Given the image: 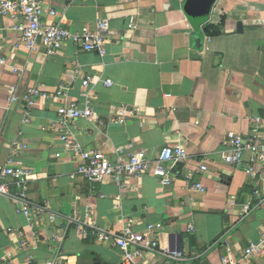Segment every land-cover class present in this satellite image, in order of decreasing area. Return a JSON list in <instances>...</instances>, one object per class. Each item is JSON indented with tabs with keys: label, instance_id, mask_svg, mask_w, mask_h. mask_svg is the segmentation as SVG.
Listing matches in <instances>:
<instances>
[{
	"label": "crops",
	"instance_id": "0c3cea01",
	"mask_svg": "<svg viewBox=\"0 0 264 264\" xmlns=\"http://www.w3.org/2000/svg\"><path fill=\"white\" fill-rule=\"evenodd\" d=\"M189 1L45 0L73 32L107 20L111 34L104 57L79 52L73 43L53 55L42 45L31 52L12 21L2 22L0 168L13 156L15 167L31 168L36 176L26 198L13 182L0 194L5 264H47L58 257L62 264H125L114 240L130 222L137 232L157 226L161 247L185 258L139 247L143 254L136 264H223L224 258L239 260L264 238V180L248 176L245 164L222 160L233 137L247 138L257 126L259 135L263 131L264 0H198L211 5L200 25L201 48L193 41ZM132 18L136 28L129 31ZM76 63L81 78L72 81ZM85 77L93 78L89 88L82 85ZM31 88L50 95L62 91L63 98H40L29 108L25 94ZM70 102L90 107L95 118L64 124L58 110ZM116 112L123 113L116 118H125V125L110 122ZM17 138L25 148L14 152ZM73 142L111 159L128 148L155 159L164 147L180 145L188 159L170 166L173 179L165 186L151 171L125 180L123 188L90 184L70 178L76 170ZM202 164L207 173L198 172ZM198 183L205 193L189 190ZM249 264H264V254Z\"/></svg>",
	"mask_w": 264,
	"mask_h": 264
},
{
	"label": "built area",
	"instance_id": "2783aa9c",
	"mask_svg": "<svg viewBox=\"0 0 264 264\" xmlns=\"http://www.w3.org/2000/svg\"><path fill=\"white\" fill-rule=\"evenodd\" d=\"M58 14L55 10L47 7L45 0H0V28L5 20L12 21V28L21 34V43L31 52L37 50L42 45L49 55L63 49L68 43H73L79 52L97 53L101 57L106 54V45L108 44L110 26L107 20L98 19L94 27L86 26L81 31H70L64 27L63 20H56ZM136 28L134 18L131 19L128 30ZM69 74L72 81L81 78L82 69L78 63ZM93 83V78L85 77L82 80L84 88H89ZM112 80H106L105 85L111 86ZM62 99L63 92H57L54 95L47 94L39 88H31L26 91L25 101L28 107L35 106L40 99ZM11 99L16 101L14 90H11ZM123 112L126 108L122 109ZM59 119L66 124L80 119L92 120L95 118L94 111L90 107L80 108L76 103L70 102L61 106L58 110ZM115 117L110 120L112 123H121L125 125V118L121 117L123 113L116 112ZM98 120V119H96ZM29 121V112L26 113L24 122ZM103 124L101 120H98ZM261 126H257L252 134L243 138L235 136L226 143L228 150L222 152V160L230 165L245 164V172L253 180H264V127L262 134L258 131ZM22 140L17 138L13 143L12 150L18 152L24 149ZM70 154L73 162L76 164V170L70 178L76 180L83 178L90 184H100L111 182L123 188L127 179L139 180L146 172L152 174L161 180L162 185H168L172 182L171 168L188 159L186 150L180 146H166L157 155L155 159H150L147 152L141 151H122L117 154L116 159H111L103 151L95 148H82L73 142L69 145ZM130 150V151H129ZM14 157L8 161L7 165L0 168V194L7 192V183L13 182L22 191L21 198L27 197L29 182L36 178L35 172L31 168L15 167ZM245 162V163H244ZM209 168L202 164L198 172L207 173ZM193 175L188 174V179ZM190 191L205 193L206 188L202 184H195L189 187ZM232 205L234 202L232 201ZM264 205V202H263ZM250 210V206L243 208L244 213ZM193 230V227H190ZM158 233V227L151 225L146 232H137L134 230L131 222L123 227L120 235L114 240V246L124 254L125 264H136L135 260L143 254L139 247L147 248L149 251H159L163 255L177 261H183L184 255L168 248H163L160 242L154 237ZM101 241L109 242L110 237L106 234H96ZM134 248L135 252H131ZM264 254V238L259 243H251L243 252L241 258L232 261L230 258H224L223 264H249L250 260L256 256ZM8 259L0 255V264H5ZM47 264H62L58 257Z\"/></svg>",
	"mask_w": 264,
	"mask_h": 264
},
{
	"label": "water",
	"instance_id": "95a60500",
	"mask_svg": "<svg viewBox=\"0 0 264 264\" xmlns=\"http://www.w3.org/2000/svg\"><path fill=\"white\" fill-rule=\"evenodd\" d=\"M211 5L198 0H190L187 5L186 13L194 28L193 41L199 48L203 46V32L200 25L209 17ZM182 242L180 241L179 250L182 251Z\"/></svg>",
	"mask_w": 264,
	"mask_h": 264
}]
</instances>
